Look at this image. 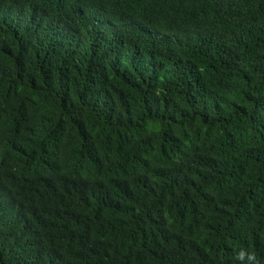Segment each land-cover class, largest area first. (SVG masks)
<instances>
[{"label":"trees","instance_id":"16d2710c","mask_svg":"<svg viewBox=\"0 0 264 264\" xmlns=\"http://www.w3.org/2000/svg\"><path fill=\"white\" fill-rule=\"evenodd\" d=\"M56 1L0 0V264H264V0Z\"/></svg>","mask_w":264,"mask_h":264},{"label":"clouds","instance_id":"9594fccd","mask_svg":"<svg viewBox=\"0 0 264 264\" xmlns=\"http://www.w3.org/2000/svg\"><path fill=\"white\" fill-rule=\"evenodd\" d=\"M59 5H62L64 6L66 3H67V0H57L56 1ZM246 253L242 250L240 253H239V259L243 260L244 257H245ZM248 255V259L249 261H255L256 257H255V254L254 253H251V254H247Z\"/></svg>","mask_w":264,"mask_h":264},{"label":"bare ground","instance_id":"6f19581e","mask_svg":"<svg viewBox=\"0 0 264 264\" xmlns=\"http://www.w3.org/2000/svg\"><path fill=\"white\" fill-rule=\"evenodd\" d=\"M78 6V5H77ZM77 9V8H76ZM80 9H81V6H80ZM78 10V9H77ZM79 11V10H78ZM75 12V11H74ZM79 13V12H78ZM81 14V13H80Z\"/></svg>","mask_w":264,"mask_h":264}]
</instances>
